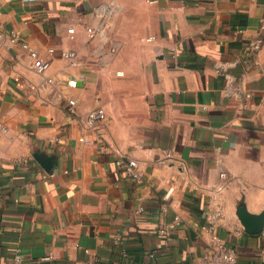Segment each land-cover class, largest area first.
I'll return each instance as SVG.
<instances>
[{
    "label": "crops",
    "instance_id": "0c3cea01",
    "mask_svg": "<svg viewBox=\"0 0 264 264\" xmlns=\"http://www.w3.org/2000/svg\"><path fill=\"white\" fill-rule=\"evenodd\" d=\"M262 19L264 0H0V264H196L210 205L239 264H264V229L238 216L264 210ZM236 62L238 90L221 70ZM98 106L105 139L88 145Z\"/></svg>",
    "mask_w": 264,
    "mask_h": 264
},
{
    "label": "built area",
    "instance_id": "2783aa9c",
    "mask_svg": "<svg viewBox=\"0 0 264 264\" xmlns=\"http://www.w3.org/2000/svg\"><path fill=\"white\" fill-rule=\"evenodd\" d=\"M94 15L105 19L108 14L113 13L112 10H108L105 6L97 7L93 10ZM264 24V19L261 20ZM105 24H100L98 28L92 26H87L86 30L90 39H94L99 33L103 32ZM70 38H74V30L72 28L68 29ZM1 36V34H0ZM10 40L14 44H20L22 48L27 50L29 57L31 59V67L40 75L46 76V73L50 69L51 61L48 58L43 57L40 53L31 47L27 42H25L21 35L17 32L10 33ZM250 51L255 50L256 44L251 41L249 43ZM63 57L68 63L72 66L78 64L77 54L74 50H67L63 52ZM48 83H54L52 77H46ZM68 86L76 87L77 80L72 79L68 81ZM69 110L71 113H75L77 109V100L74 98L68 99ZM86 125L92 131L94 138L93 140H86L85 143L91 145L93 142H104L105 139V130L104 124L106 121V111L102 106L91 109L86 115ZM4 131L2 125H0V139L2 137L1 133ZM19 162H25V158L18 159ZM117 164L123 169L124 173L130 178L137 180L140 178V173L138 170V163L134 159L123 160L120 159L117 161ZM220 176L225 178L226 172L221 169ZM143 208H140L142 211ZM223 221V210L218 205H210L207 214L206 221L201 228L208 233L207 246L204 253L198 259L196 264H239L238 254L234 246L227 243L226 240L219 234L218 229L221 226ZM160 233H166V229H160ZM21 257L19 255L14 257V261L19 262Z\"/></svg>",
    "mask_w": 264,
    "mask_h": 264
},
{
    "label": "water",
    "instance_id": "95a60500",
    "mask_svg": "<svg viewBox=\"0 0 264 264\" xmlns=\"http://www.w3.org/2000/svg\"><path fill=\"white\" fill-rule=\"evenodd\" d=\"M223 73L229 74L233 78L231 88L238 90V84L244 75L243 67L240 62L223 67ZM239 219L244 226V229L251 234H258L264 229V210L262 213L254 215L249 213L244 206L238 209Z\"/></svg>",
    "mask_w": 264,
    "mask_h": 264
}]
</instances>
